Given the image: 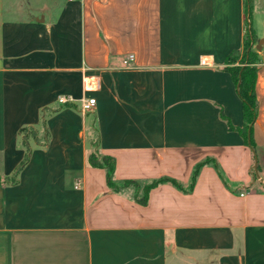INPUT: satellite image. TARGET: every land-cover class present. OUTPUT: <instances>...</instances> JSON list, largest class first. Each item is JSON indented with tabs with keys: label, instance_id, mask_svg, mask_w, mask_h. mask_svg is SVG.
<instances>
[{
	"label": "crops",
	"instance_id": "obj_1",
	"mask_svg": "<svg viewBox=\"0 0 264 264\" xmlns=\"http://www.w3.org/2000/svg\"><path fill=\"white\" fill-rule=\"evenodd\" d=\"M244 34V0H0V177H15L0 184V264H264V181L220 117L243 124L224 59ZM23 127L37 140L15 176ZM95 136L117 183L166 176L186 189L207 158L222 179L207 164L191 192L164 183L139 205L89 166Z\"/></svg>",
	"mask_w": 264,
	"mask_h": 264
},
{
	"label": "trees",
	"instance_id": "obj_2",
	"mask_svg": "<svg viewBox=\"0 0 264 264\" xmlns=\"http://www.w3.org/2000/svg\"><path fill=\"white\" fill-rule=\"evenodd\" d=\"M252 1L253 0H244L245 34L243 46L241 49H234L228 52L224 59V70L230 74L231 79L236 86L237 94L242 102L243 124L240 127L234 126L230 122V120L225 115H223L222 112L220 113V117L222 120L225 121L228 130L237 132L242 138L243 143L247 145L253 151V153H255L256 145L253 140L252 131L253 124L256 119L257 109V101L255 95V79L256 65L259 61V58L257 51L250 46L254 45L257 42V36L250 27ZM63 105L69 104L65 103ZM19 134L21 135L23 145L25 147V154L15 170V176L29 159L30 149L28 146V140H37V132L33 128L23 127L19 131ZM43 137L45 138L43 140V143L45 144L47 138V132L45 129L43 131ZM92 148V151L88 155V164L90 167L100 168L105 171V182L108 190L116 193L124 188H132L134 190V201L142 206L147 204L149 191L160 184L168 183L180 191L191 192L194 187V183L199 173V170L204 165L212 164L216 169L217 173L219 174V177L222 179V176L218 171V166L215 161L211 158H207L204 161L198 162L194 165L190 177V182L186 189L178 180L166 176L154 179L147 184H141L135 180H125L120 183H117L114 179L115 160L113 157L102 154L99 151L97 136H95V138L93 139ZM6 182H15V177H0V184H5Z\"/></svg>",
	"mask_w": 264,
	"mask_h": 264
},
{
	"label": "rangeland",
	"instance_id": "obj_3",
	"mask_svg": "<svg viewBox=\"0 0 264 264\" xmlns=\"http://www.w3.org/2000/svg\"><path fill=\"white\" fill-rule=\"evenodd\" d=\"M250 27L258 35L257 42L254 45H250L255 50H264V0H253ZM263 41L259 42V40ZM253 154L252 160V173L255 180L263 179L264 181V152L257 153L256 158ZM257 182V181H256Z\"/></svg>",
	"mask_w": 264,
	"mask_h": 264
},
{
	"label": "built area",
	"instance_id": "obj_4",
	"mask_svg": "<svg viewBox=\"0 0 264 264\" xmlns=\"http://www.w3.org/2000/svg\"><path fill=\"white\" fill-rule=\"evenodd\" d=\"M134 60V55L133 54H128L122 61L123 66H128L131 62ZM58 102L60 104H65L69 102V98L66 96H60L58 98ZM95 105V99L94 98H87V99H82L80 103V108L79 111L81 114H87L88 112H91L92 108ZM79 184L77 183L76 186Z\"/></svg>",
	"mask_w": 264,
	"mask_h": 264
},
{
	"label": "water",
	"instance_id": "obj_5",
	"mask_svg": "<svg viewBox=\"0 0 264 264\" xmlns=\"http://www.w3.org/2000/svg\"><path fill=\"white\" fill-rule=\"evenodd\" d=\"M261 41H263V39L259 40V42H261ZM254 156H255V154H254ZM255 158H256V157H255Z\"/></svg>",
	"mask_w": 264,
	"mask_h": 264
}]
</instances>
